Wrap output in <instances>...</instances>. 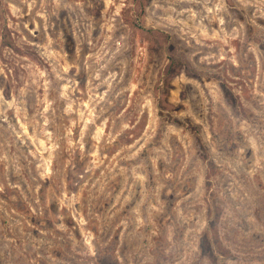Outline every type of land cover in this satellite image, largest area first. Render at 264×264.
I'll return each mask as SVG.
<instances>
[{
    "label": "rangeland",
    "instance_id": "rangeland-1",
    "mask_svg": "<svg viewBox=\"0 0 264 264\" xmlns=\"http://www.w3.org/2000/svg\"><path fill=\"white\" fill-rule=\"evenodd\" d=\"M0 264H264V0H0Z\"/></svg>",
    "mask_w": 264,
    "mask_h": 264
}]
</instances>
